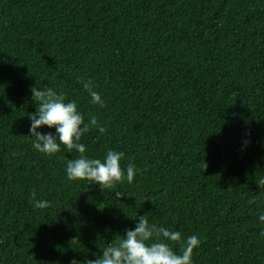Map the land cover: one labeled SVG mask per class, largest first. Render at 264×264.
I'll return each mask as SVG.
<instances>
[{
	"label": "trees",
	"instance_id": "1",
	"mask_svg": "<svg viewBox=\"0 0 264 264\" xmlns=\"http://www.w3.org/2000/svg\"><path fill=\"white\" fill-rule=\"evenodd\" d=\"M33 86L95 116L85 155L123 152L134 181H70L78 152L35 150ZM259 179L264 0H0V264H85L146 214L199 237L192 264H264Z\"/></svg>",
	"mask_w": 264,
	"mask_h": 264
},
{
	"label": "clouds",
	"instance_id": "2",
	"mask_svg": "<svg viewBox=\"0 0 264 264\" xmlns=\"http://www.w3.org/2000/svg\"><path fill=\"white\" fill-rule=\"evenodd\" d=\"M83 87L91 97L92 103L100 107L105 106L101 94L95 90L96 85L93 81L83 82ZM31 92L32 100L38 109L36 113L29 115L31 135L28 137L32 138L33 148L49 156L60 152L61 146L69 152L75 150L80 154L77 158L67 161L68 180L98 183L103 191L115 188L125 178L128 183L134 181L137 174L135 166L129 164L126 170L121 167V161L125 156L123 152L109 150L103 160L88 158L85 155V145L80 142L82 137L90 129H98L101 134L107 131L98 123L95 116L85 123V116L78 110L76 101H66L65 95L58 94L54 88L39 89L33 86ZM43 126L55 128L56 134L38 131ZM244 144L248 145L250 141L246 140ZM257 183L264 190V179H259ZM123 196L124 193H115L116 199L120 200ZM33 199L34 207L37 209L50 206L49 201L35 200V194ZM254 202V199L248 201L249 204ZM259 219L264 222V215ZM135 220L137 223L134 229H127L122 238L118 236L114 243L102 249V254H98L96 259L86 260L85 264H192L194 249L201 243L197 235L182 239L181 232L150 223L148 214L137 216ZM261 235L264 236V232ZM77 241L78 237H73L70 243ZM170 242L181 245L179 254L173 250ZM71 264L80 262L74 258Z\"/></svg>",
	"mask_w": 264,
	"mask_h": 264
}]
</instances>
